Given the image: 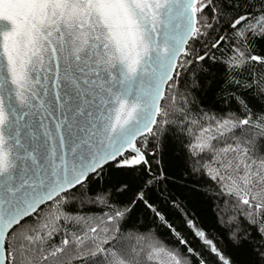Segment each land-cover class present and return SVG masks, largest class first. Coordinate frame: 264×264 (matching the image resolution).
<instances>
[{
	"label": "snow or ice",
	"instance_id": "6c2138e0",
	"mask_svg": "<svg viewBox=\"0 0 264 264\" xmlns=\"http://www.w3.org/2000/svg\"><path fill=\"white\" fill-rule=\"evenodd\" d=\"M0 264H264V0H0Z\"/></svg>",
	"mask_w": 264,
	"mask_h": 264
},
{
	"label": "trees",
	"instance_id": "16d2710c",
	"mask_svg": "<svg viewBox=\"0 0 264 264\" xmlns=\"http://www.w3.org/2000/svg\"><path fill=\"white\" fill-rule=\"evenodd\" d=\"M204 100L205 106H212L215 103L214 96L211 90L207 93L200 94ZM219 107V104H215ZM164 160L166 170L174 173L173 179L175 183L169 184L174 195L178 196L190 209H192L199 221L211 230H217V223L215 219V205L213 201L203 192L200 191L205 183V178L199 175H191V169L186 167V153L182 150L179 144L169 141L164 147ZM171 165L169 168L168 166ZM110 177L106 181L104 187L109 188L115 185L119 180L123 179L120 173L109 170ZM123 199V196H119ZM137 227L143 230L145 227H152L153 225L145 219L142 215L135 217ZM163 233V230H161ZM223 235V232H220ZM233 258L236 259L240 250L229 249Z\"/></svg>",
	"mask_w": 264,
	"mask_h": 264
}]
</instances>
